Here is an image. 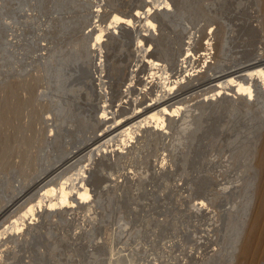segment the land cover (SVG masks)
I'll list each match as a JSON object with an SVG mask.
<instances>
[{"label":"rangeland","instance_id":"1","mask_svg":"<svg viewBox=\"0 0 264 264\" xmlns=\"http://www.w3.org/2000/svg\"><path fill=\"white\" fill-rule=\"evenodd\" d=\"M263 23L264 0H0V264H233L264 114L215 95L178 102L57 172L135 115L250 64ZM201 199L210 214L193 212Z\"/></svg>","mask_w":264,"mask_h":264},{"label":"bare ground","instance_id":"2","mask_svg":"<svg viewBox=\"0 0 264 264\" xmlns=\"http://www.w3.org/2000/svg\"><path fill=\"white\" fill-rule=\"evenodd\" d=\"M256 27L257 28L255 29V32L258 34V39H259V43L261 44V49H259V51H257L258 55H257L256 59L252 60V62L250 64H242V65L237 64L238 66H234V67H231V65H230L231 68H228V69H226L220 73L212 75L205 86L199 87V89L195 90L194 92L189 93L187 95H180L179 97L173 98L170 100L169 99L166 101L164 100L163 102H160V104L154 106L151 110L149 109L146 112H143L140 114L138 113L139 115H135L134 117L129 119V121L127 123L114 127L113 129L108 131L106 134H104L100 139L91 143L86 149H84L80 153H77V155H74L69 162H67L61 169H59V171L57 172L58 173L57 176H59L60 174L62 175L66 169L67 170L69 168L71 169V167L75 166L77 163H80L83 160L89 158L95 152H97L99 149H101L103 146H105L106 144H108L111 141H114V139L119 137L120 135H123L124 133H127L130 130H135L141 124L156 118L159 114H161V112L162 113L165 112L167 109L174 106L178 102L184 103L186 101H192L194 98L196 99V98H199L203 95L205 97H210V96L215 95V100H218V101H220V100L225 101L226 99H229L230 103H232V106H231L232 111L231 112L234 113L235 112L234 110H237L241 105H243V107H245V109H246L245 111H247L248 114L250 113V115H254L257 118H261V115L264 114V107H259L257 105V107L252 108V106H249V105H253L254 104L253 100H255L252 98V97H254L252 95V90H251V89H253L252 85H253V83L258 82L256 80L262 79V75H263L262 73L264 71V67H263L264 66V23L258 24V26H256ZM212 28H213V26L211 27V30H212ZM231 32H233V31H231ZM228 39L229 38L225 39L221 43L223 45L222 49H224L223 53H225V51H227L228 44H230ZM216 48H217V45L215 46V44L213 46H210V49L208 47L209 51L210 50L215 51V50H217ZM210 52H212V51H210ZM234 86H236V89L231 90ZM241 98L242 99L245 98V99H243L246 101V103L244 102L245 104L243 102H242L243 104L240 103ZM249 98L250 99L252 98V99L250 100ZM226 103H227V101H226ZM230 103H228V104L230 105ZM233 103H234V105H233ZM224 109H226V108H224ZM227 109H229V107ZM240 112H243V111H240ZM231 114L232 113H230L229 116ZM51 120H52L51 117L47 118L48 123ZM234 121H236V120H234ZM260 121H261V119H260ZM229 122H230V120H229ZM238 127H239V125H238ZM263 129H264V121L262 122V124L259 128V132H258L259 138H260L261 131ZM259 138L257 139L258 142H260ZM258 142H255V144H256L255 146H257V147H258ZM255 156H256V154H255ZM164 162H165V164H162V166L160 168L158 167L159 171L160 170L163 171L166 168V166H167L166 162L167 161L164 160ZM256 171L259 172L260 174L262 173V176L260 175V178H261L259 181L260 184L258 182L259 186L255 192V195H254V197L256 198V204L254 206V209L251 208L249 210L250 216L248 214L246 217L244 226H243L241 234L239 236V240L237 241V246L235 247V252L237 253L238 251H240V255L235 254V258H234L235 260H232L233 264H264V148H262L259 151V160H258V164L256 167ZM81 175H82V172H79L78 178H80ZM52 176H54V175H52ZM49 179L48 178L45 179L41 184L49 181ZM52 192H53V195H56V192L54 189L52 190ZM49 201H50V199H48V197H46L42 201V205L45 206L47 203H49ZM19 202H21V200ZM14 207L12 209H14ZM252 209L254 210L253 213H252V211H253ZM210 210H211L210 209V203L206 199L198 200L197 203H195L194 207H193V212H196L195 214H201V213L210 214L211 213Z\"/></svg>","mask_w":264,"mask_h":264}]
</instances>
